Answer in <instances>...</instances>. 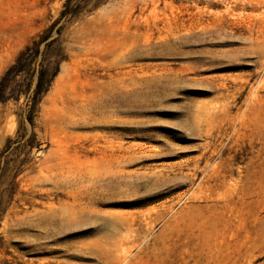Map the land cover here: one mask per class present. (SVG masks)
I'll use <instances>...</instances> for the list:
<instances>
[{"label": "rangeland", "instance_id": "374dc122", "mask_svg": "<svg viewBox=\"0 0 264 264\" xmlns=\"http://www.w3.org/2000/svg\"><path fill=\"white\" fill-rule=\"evenodd\" d=\"M67 1L0 264H264V0H0V80Z\"/></svg>", "mask_w": 264, "mask_h": 264}, {"label": "trees", "instance_id": "16d2710c", "mask_svg": "<svg viewBox=\"0 0 264 264\" xmlns=\"http://www.w3.org/2000/svg\"><path fill=\"white\" fill-rule=\"evenodd\" d=\"M81 11V5L71 8L70 1H67L61 15L44 28L37 38L19 53L13 64L2 76L0 80V103L7 104L10 101L18 103L24 96L26 105L18 113L19 127L16 132V138L9 140V144L0 153V158L13 150H21L20 148H12L11 143L13 140L20 142L28 134L29 137L23 144L26 154L32 152L35 147L41 148L42 142L36 131L40 103L60 72L62 62L68 59L65 47L67 18L76 17ZM43 45L44 48H42ZM40 54H43V58L38 61ZM27 122L31 126L30 131L27 128ZM13 163L8 160L0 174V181L7 175H11V173L14 176L12 189L8 192L7 199H1L0 226L9 203L12 202L17 194L15 188L17 178L24 171L21 168L25 165V162L15 161ZM10 167H15L17 170H8Z\"/></svg>", "mask_w": 264, "mask_h": 264}]
</instances>
